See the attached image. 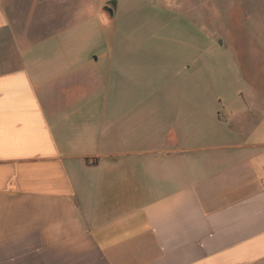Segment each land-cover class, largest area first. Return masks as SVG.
<instances>
[{
    "label": "crops",
    "instance_id": "crops-1",
    "mask_svg": "<svg viewBox=\"0 0 264 264\" xmlns=\"http://www.w3.org/2000/svg\"><path fill=\"white\" fill-rule=\"evenodd\" d=\"M16 25L0 0V264H264V103L68 104Z\"/></svg>",
    "mask_w": 264,
    "mask_h": 264
},
{
    "label": "rangeland",
    "instance_id": "rangeland-1",
    "mask_svg": "<svg viewBox=\"0 0 264 264\" xmlns=\"http://www.w3.org/2000/svg\"><path fill=\"white\" fill-rule=\"evenodd\" d=\"M4 2L34 50L73 59L68 104L93 97L137 121L144 105L264 103V0Z\"/></svg>",
    "mask_w": 264,
    "mask_h": 264
},
{
    "label": "water",
    "instance_id": "water-1",
    "mask_svg": "<svg viewBox=\"0 0 264 264\" xmlns=\"http://www.w3.org/2000/svg\"><path fill=\"white\" fill-rule=\"evenodd\" d=\"M109 3H112L113 6L107 4L105 7L106 9L111 12V13H114V11L117 9V6H118V0H110Z\"/></svg>",
    "mask_w": 264,
    "mask_h": 264
}]
</instances>
